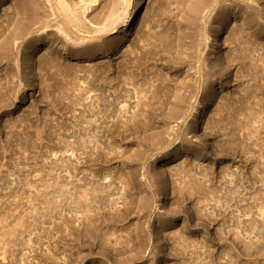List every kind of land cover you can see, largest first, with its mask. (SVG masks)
Segmentation results:
<instances>
[{
	"label": "bare ground",
	"instance_id": "1",
	"mask_svg": "<svg viewBox=\"0 0 264 264\" xmlns=\"http://www.w3.org/2000/svg\"><path fill=\"white\" fill-rule=\"evenodd\" d=\"M12 1L14 5L11 12L4 13L3 20L0 22V38L2 37L0 68L4 67L3 71L6 74L5 79L0 82V117L8 114L11 104L23 95L25 86L36 82L33 87L43 92L42 100L50 106L48 115L53 113L55 118L43 119L35 113L17 119L8 128L6 143L10 148L8 152L12 154L13 145L21 143L31 149L47 144L48 147H52L50 149H59L61 156L63 153L68 154L71 150V154L67 155L69 159L61 162L60 169L67 173H70L72 169L76 177L81 176L78 181L82 180L76 188L72 187L76 193L80 194L73 207L67 203L68 197L71 196L68 186L53 185L49 187L53 191L47 192L53 194V197L57 194L54 197L55 200L60 199V202L57 200L51 202L49 207L60 208L62 212L64 210L69 212L71 208H74L81 213L80 218L63 216V228L59 231V236L55 238L54 250H65L66 246L77 245L78 251H88L81 260L99 257L107 264L131 262L157 264V261L164 257L160 253L165 249H170L169 251L175 254L174 257L183 260L187 259L186 252L191 251L189 259L182 264H264V218L259 224L250 222L247 225L234 220L235 231L230 233L233 237V245L227 246L216 258L207 250L209 247L206 245L207 239L189 241L190 236H194L193 231L188 229L192 226L190 223H186L180 231L171 232V228L176 226L174 214H161L157 201L161 198L159 195H165L164 192L169 185H172V180L168 185L165 184L164 177L154 174L149 168L150 163L155 160L153 156L156 151L169 147L170 144L179 143L175 142L173 137L176 132L169 124L178 120L186 122L190 117L181 110L187 98H193L200 91L201 95L205 96V100L211 102L216 92L214 87L222 86L221 83L227 80L231 68L248 63L245 53L249 45L252 46V42L248 38L244 39V34L264 39L259 32H250L255 25H260L257 20L264 24V11L252 10L253 8L246 2L262 0H195L188 9L186 21L189 26L196 29V21L200 18L199 15L204 13L203 27L194 30L193 33L183 34L175 44L169 41L160 48L159 52L151 50L141 54L144 59L157 56V60L166 59V55L170 56L165 63L175 69V77L180 78L174 88H170L169 79L162 78L151 71L126 72L131 65H135L132 61H128L123 68L124 78H121V73H118L115 79L109 81V85L120 82L132 85L139 83L142 88L129 90L123 85L116 88L93 89L91 84L95 86L94 83L103 72L101 71L98 75L91 73L89 86L76 94L72 93V98L69 100L71 94L68 92L71 90H63L58 86L60 77L63 75L60 63L62 54L66 53L69 57H75L77 61L91 62L99 57H105L115 44L108 41L89 44V41L94 38L75 34L83 27L82 16L99 0ZM122 1L124 6L120 11L116 1H109L101 8V13L93 17L94 23L100 25L96 29L97 32H102L104 36H114L120 32L127 33L137 29L147 0ZM239 17L242 19V25L246 27L244 30L238 29L240 31L233 36L231 44L234 47L230 57H225L226 65H223L224 58L220 57V48H215L216 56L213 53L204 55V50L207 48L206 41L213 42L229 21ZM187 38L190 40L189 43L183 41ZM38 43L48 45L54 57L40 58L38 68L34 71L31 61L34 55L33 45L36 46ZM60 43H67L65 45L68 49L63 50L61 46L59 47ZM183 45L186 46L185 49ZM202 45L203 48L200 49ZM241 45H244L245 49L241 48ZM191 49H196L200 55L194 58L187 54L186 51ZM174 52L178 55L171 58L170 54ZM182 54H186V57H182ZM250 62L247 76L249 81L257 80L256 83H259V86L253 88L247 83L249 87L243 91V95H239L229 105L227 103L224 105L226 106L225 114L219 117L211 130L215 135L231 131L233 116L242 111L245 105H250V100H254L258 95L262 97L256 105L260 108L264 107V73L259 72L258 66L253 64L255 59H251ZM194 64H196L195 80H192V77H188L187 74ZM185 67L187 71L182 70ZM254 71H256L255 77L252 75ZM143 85L147 87L144 88ZM109 96L111 99H108ZM93 97H96L95 100ZM132 99L135 102L134 106L128 105ZM121 102H128V104L120 105ZM131 108H133L132 111H130ZM76 109H79L78 114H74ZM129 113L130 116H126ZM223 118L229 119L223 123ZM59 129L65 132L67 137H74L71 144L62 137L57 138ZM32 135L35 136L34 140ZM182 141H185V138H180V143ZM116 142L125 145V148L120 149ZM130 146H136L137 151L126 156L127 147ZM227 150L233 155L236 153L232 147ZM53 156L57 158V153ZM71 157H74V160ZM117 162L121 166L129 167V171L126 174H120L115 181L113 176L119 166L107 171L105 168L110 163ZM86 171H94L91 179H86L84 174ZM209 173L212 174V172ZM183 175L186 176L187 172ZM201 175L202 178L204 177L203 180L210 184L214 179V176L207 177L205 173ZM176 176L171 174L170 178L173 179ZM207 190L208 185L202 183L196 187L193 185L191 189L184 185L179 187L175 197L171 198L180 205L177 207L179 210V208L182 209L186 200L197 194L203 197L208 196ZM214 193L210 194L214 196ZM116 194L119 198H114ZM139 194L141 197L137 199L136 195ZM237 195V190L230 193V196ZM119 201L122 203V208L117 207ZM230 202L231 200L228 199L227 205L231 207ZM46 211H48L47 208ZM260 213L264 214L263 206H260ZM78 221V226H73ZM198 226L193 225V227ZM110 229L113 230L110 231ZM118 229H126L125 236H115L111 239L109 236H114ZM226 233L219 230L217 236L228 237L229 234ZM236 245H239L242 250L239 251ZM97 246L102 250L94 253V248ZM206 252L209 253L206 254ZM119 256L125 257L113 262L110 260ZM201 256H204L207 261L203 263ZM44 260L46 264H54L51 261L53 256H47ZM109 260L111 263H108ZM64 264H70V262Z\"/></svg>",
	"mask_w": 264,
	"mask_h": 264
},
{
	"label": "rangeland",
	"instance_id": "2",
	"mask_svg": "<svg viewBox=\"0 0 264 264\" xmlns=\"http://www.w3.org/2000/svg\"><path fill=\"white\" fill-rule=\"evenodd\" d=\"M109 1H116L119 11L124 6L122 0H99L98 3L92 6L91 10L82 16L83 27L78 33L75 32L76 36L94 38L89 41V44H99L105 41L114 42L115 44L108 54L91 62H85L77 61L75 57H69L62 52L60 63L63 75L60 77L58 86L63 90H71L68 92V94H71L68 100L72 98V93L76 94L89 86L91 73L98 75L101 71L103 72L94 83L95 86L91 84L93 89L98 87H102L101 89L116 88L123 85L129 90L142 88L139 83L132 85L120 82L109 85V81L115 79L118 73H121V78H124L123 68L128 61H132L135 65H131L126 72L132 70L138 72L151 71L159 74L162 78L169 79L170 88H174L180 78L175 77L176 70L165 63L170 59V56L166 55V59L157 60V56L144 59L141 54L151 50L159 52L160 48L168 44L169 41L175 44L183 34L193 33L194 30L203 27L202 17L205 15L204 13L199 15L200 18L196 21V29L189 26L186 21L188 20V9L195 0H147L136 30L127 33L120 32L114 36H104L102 32L96 31L100 25L94 23L93 17L101 13V8ZM246 3L253 8L252 10L260 9L264 11V0ZM13 5L12 0H0V22L4 17L2 15L10 13ZM257 22L260 25H255L250 32L256 31L264 36V24L260 20H257ZM245 27L242 25L240 17L229 21L226 28L217 34V38L213 42L206 41L207 48L204 50V55L213 53L216 56L215 48H220V57L224 58L223 65L225 66L227 62L225 57H230L234 47L231 44L233 36L240 30H244ZM244 35V39L248 38L252 42V46L249 45V49L245 53L248 63L244 66L237 65L231 68L227 80L221 83L222 86L217 85L214 87L216 92L211 102L205 100V96H202L200 91L193 98H187L181 110L185 111L190 117L187 118L186 122L178 120L169 124L176 132L173 137L175 142L179 143L177 145L170 144L171 146L156 151L153 156L155 160L149 166L151 172L164 177L165 184L168 185L169 181L172 180V185H169L167 191L164 192L165 195H159L161 198L157 201L161 214H174L176 226L171 228V232L180 231L186 223H190L192 226L188 229L193 231L194 236H190L189 241L194 239L204 241V239H207L206 245L209 246L207 250L212 252L216 258L221 255L227 246L233 245L231 234L235 231L234 220L247 225L250 222L259 224L264 218V214L260 213V206L264 207V107L260 108L256 105L262 96L258 95L254 100H250L251 104L245 105L247 109L244 107L242 111L233 116L231 131L221 132L217 135L211 131L219 117L225 114L226 106L224 105L226 103L229 105L232 101L234 102L239 95H243V91L249 86H253V88L259 86V83H256L257 80L249 81L247 76L249 75L250 60L255 59L253 64L258 66L257 70L259 72L264 73V39L250 37L249 34ZM183 41L189 43L190 40L187 38ZM65 44L67 43H60L59 47L61 46L63 50L68 49ZM33 47L34 55L31 61L33 63L32 69L36 71L40 58H52L54 54L46 44L38 43ZM240 47L244 48L245 46L241 45ZM185 48L186 46L183 47V49ZM202 48L203 45L200 49ZM163 50L168 49L163 48ZM13 51H16V45ZM186 53L194 58L200 55L196 49L188 50ZM170 55L171 58H174L178 54L174 52ZM182 57H186V54H182ZM213 57L210 58L211 61H213ZM250 63L252 64V62ZM12 64H14L13 61ZM191 67L192 70L187 75L195 80L194 70L196 64ZM3 68H0V82L5 79L6 75ZM182 70L187 71V67ZM255 72L252 73L253 77L256 76L254 75ZM102 81L106 82L103 83ZM247 83H249V86H247ZM35 84L36 82L25 86L23 95L11 104L8 114L0 117V264H46L44 258L46 259L47 256H53L51 261L54 264H64L66 262H70V264H107L105 260L99 257H89L81 260V257L87 255L88 251H78L77 245L66 246L65 250H54L55 238L59 236V231L63 228V216L80 218L81 215L74 208H71L69 212L66 210L62 212L60 208L53 209V207H49L51 202L56 200L60 202L59 198L54 199L57 194H54V197L53 194H48L53 191L49 188L50 186H56L57 184L61 187L68 186L71 196L68 197L67 203L72 207L80 196L72 187L75 186L76 188L82 182V180L78 181L81 176L77 175L76 177L72 169L70 173L60 169L61 162L69 159L67 155L71 154V150L68 154L63 153L61 156L59 149H50L52 147H48L47 144L31 149L21 143L20 145H13L14 151H12V154L8 152L10 149L6 144L8 128L17 119L35 113L43 119L55 118L53 113L48 115L50 106L42 100L43 92L37 87H33ZM143 87L146 88L147 86L143 85ZM96 97H93V99ZM108 99H111V96ZM130 102V104L121 102L120 105H135L133 99ZM78 113L79 109H76L74 114ZM126 116L129 117L130 113ZM223 119V123H226L229 118ZM57 135L59 136L58 139L62 137L70 144L74 140V137H67V134L60 129L57 131ZM180 138H185V141L180 143ZM34 139L35 136L32 135V140ZM116 144L120 149L125 148V145H121L120 142H116ZM229 146L236 152L234 155L227 150L230 148ZM127 148L126 156L137 151L136 146ZM54 153H57V158L60 156L58 160L53 156ZM71 159L74 160V157H71ZM73 160L72 162L75 164ZM115 166H119L113 176L116 181L120 174H126L129 171V167L121 166L118 162L115 164L110 163L105 171ZM186 172L187 175L184 176L183 174ZM209 172H212V174ZM93 173L94 171L84 172L86 179H91ZM203 173L207 177L214 176L211 184L203 180L204 177L202 178L201 175ZM171 174L177 176L171 179ZM200 183L208 185V196L203 197L197 194L191 197L186 200L182 209L179 208V211L177 207H180V205H177L175 199L171 197H175V192L181 186L185 185L191 189L193 185L196 187ZM236 190L238 195L236 197L230 196V193ZM210 193L215 195L212 196ZM136 196L139 199L141 194ZM114 198H119V195H114ZM228 199L231 200V207L227 205ZM117 207L122 208L121 201L118 202ZM46 208L48 211H46ZM78 223L79 221L74 223L73 226L77 227ZM195 224L199 226L193 227ZM112 230L110 229V231ZM219 230L225 233L228 232L229 235L226 233L228 237L219 238L217 236ZM126 232V229H118L115 231L114 236L109 237L111 239L115 236L124 237ZM236 246L239 247V245ZM101 250L102 248L97 246L94 248V253ZM169 250L165 249L160 253L164 257H161L157 264H182L189 259L191 254V251L186 252L187 259L183 260L174 257L175 254ZM238 250L240 251L242 248L239 247ZM125 256H119L116 259L111 258L110 260L113 262ZM201 257L203 263L207 261L204 256ZM110 260L108 263H111Z\"/></svg>",
	"mask_w": 264,
	"mask_h": 264
}]
</instances>
